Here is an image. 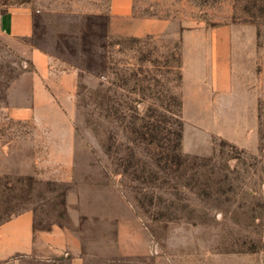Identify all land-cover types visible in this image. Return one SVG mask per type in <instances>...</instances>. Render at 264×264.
I'll use <instances>...</instances> for the list:
<instances>
[{
    "label": "rangeland",
    "instance_id": "obj_1",
    "mask_svg": "<svg viewBox=\"0 0 264 264\" xmlns=\"http://www.w3.org/2000/svg\"><path fill=\"white\" fill-rule=\"evenodd\" d=\"M110 3L0 0L35 12L33 37L0 34V224L31 211L96 250L135 216L155 245L141 264H264V0H133L166 28L109 39ZM34 48L79 71L70 170L6 111Z\"/></svg>",
    "mask_w": 264,
    "mask_h": 264
},
{
    "label": "crops",
    "instance_id": "obj_2",
    "mask_svg": "<svg viewBox=\"0 0 264 264\" xmlns=\"http://www.w3.org/2000/svg\"><path fill=\"white\" fill-rule=\"evenodd\" d=\"M106 21L109 39L159 34L167 26L165 20L135 17L133 0H111ZM34 22L35 12L30 8L0 12V34L17 40L33 37ZM153 25L161 29L151 30ZM26 57L31 69L23 71L9 88L7 114L13 119L32 120L51 142V150L64 152L51 154L54 165L70 170L75 132L69 119L75 109L79 71H58L53 58L39 49H29ZM112 220L114 238H102L93 250V241L84 240L77 229L60 225L37 229L33 212L24 211L0 224V264L148 263L155 255V245L141 220L135 216ZM110 245L111 252L107 249Z\"/></svg>",
    "mask_w": 264,
    "mask_h": 264
}]
</instances>
